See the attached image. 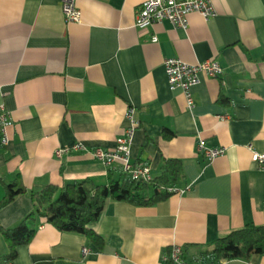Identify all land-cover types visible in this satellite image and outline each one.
<instances>
[{"label":"crops","instance_id":"crops-1","mask_svg":"<svg viewBox=\"0 0 264 264\" xmlns=\"http://www.w3.org/2000/svg\"><path fill=\"white\" fill-rule=\"evenodd\" d=\"M143 1L76 0V23L64 20L60 0H0V103L11 115L0 179L26 188L0 207V227L32 210L31 188L118 178L120 167L91 151L115 147L131 107L138 122L131 162L149 165L155 177L165 159H177L183 176L175 187L186 189L149 205L106 200L90 225L102 247L39 219L8 264H169L173 244L185 261L205 264L204 246L247 223L264 225V171L251 158V150L264 153V0H212L215 15L190 13L186 29L164 20L139 30L134 16ZM167 57L213 59L223 73L200 75L190 109L182 91L168 87ZM198 139L225 151L207 161ZM57 149L68 151L56 157ZM221 264H264V254Z\"/></svg>","mask_w":264,"mask_h":264},{"label":"trees","instance_id":"trees-1","mask_svg":"<svg viewBox=\"0 0 264 264\" xmlns=\"http://www.w3.org/2000/svg\"><path fill=\"white\" fill-rule=\"evenodd\" d=\"M182 176L181 162L177 159H165L160 174L149 183L133 181L121 171L118 178L110 176L105 184H96L92 179L86 178L60 188L53 184L31 188L29 195L33 202L32 210L17 225L0 227V235L6 244V251L0 252V264L13 261L17 248L27 244L35 235L34 225L39 219L50 223L60 232L82 234L90 242L102 247V237L90 225L98 219L106 200H124L136 205L153 204L166 198L170 194L167 188L175 187ZM0 185L4 189L0 207L10 203L18 194L26 192L17 178L9 182L0 179ZM148 188L152 190L151 195L146 192ZM255 252L264 254V225L247 223L204 246L199 257L208 263L248 260Z\"/></svg>","mask_w":264,"mask_h":264},{"label":"built area","instance_id":"built-area-1","mask_svg":"<svg viewBox=\"0 0 264 264\" xmlns=\"http://www.w3.org/2000/svg\"><path fill=\"white\" fill-rule=\"evenodd\" d=\"M61 11L66 22H80L81 11L76 4V0H60ZM198 13L204 19L215 15L212 0H144L136 9L134 16V26L139 30L150 27L155 22L164 20L169 21L175 27L186 29L188 25V15ZM156 41V37H152ZM163 67L166 74L169 89H180L185 97L188 108H193L195 101L192 89L200 81V75L206 74L210 77H220L223 73L222 66L213 59H206L195 64L187 63L177 57H167L163 61ZM134 109L131 107L126 113L130 120V127L125 134L117 137L113 149L94 148L92 156L100 161L106 167H112L117 164L121 171L130 177L133 181L140 183H149L153 176L149 165L141 163L134 164L130 160V143L132 132L138 122L133 116ZM11 115L5 105L0 103V142L7 145L9 138L7 136V127L10 125ZM72 149L81 148L79 143L74 144ZM196 150L202 154L207 161L216 156L222 155L225 151L224 146L207 147L202 139H198ZM68 149H57L55 156L60 157ZM252 161L256 163L261 171H264V153L251 150ZM186 189L170 186L167 188L169 193H183ZM90 251L89 247H82V254ZM164 259L169 264H197L189 263L183 259L182 248L177 245H171ZM222 261H214L205 264H221Z\"/></svg>","mask_w":264,"mask_h":264}]
</instances>
